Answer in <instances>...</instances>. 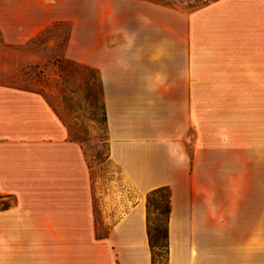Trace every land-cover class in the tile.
<instances>
[{
    "label": "crops",
    "instance_id": "obj_1",
    "mask_svg": "<svg viewBox=\"0 0 264 264\" xmlns=\"http://www.w3.org/2000/svg\"><path fill=\"white\" fill-rule=\"evenodd\" d=\"M232 1L189 17L142 0H88L61 17L46 0H0L4 46L70 23L66 54L99 72L108 161L129 201L97 237L76 145L41 95L0 85V194L15 199L0 212V264H152L145 202L160 187L171 193L166 264H264V152L259 165L250 154L244 168L220 167L216 153L206 167L200 126L208 105L228 138L234 98L264 96V42L237 40L220 19L204 40L211 14L229 17Z\"/></svg>",
    "mask_w": 264,
    "mask_h": 264
},
{
    "label": "rangeland",
    "instance_id": "obj_2",
    "mask_svg": "<svg viewBox=\"0 0 264 264\" xmlns=\"http://www.w3.org/2000/svg\"><path fill=\"white\" fill-rule=\"evenodd\" d=\"M69 1L46 0V3L58 5L61 17H69L74 10L78 15L88 10V0H76L75 9L69 6ZM166 1L174 9L188 14L190 9L213 0ZM223 8L231 10L230 16L220 10L211 14L210 23L204 25V40H211L209 33L213 34L222 21L227 28L230 24L236 26L237 40L245 41L246 38L247 41L264 42V0H233ZM246 27L253 31L245 32ZM65 30V27L60 33L51 30L39 41L24 46L8 47L0 43V85L47 94L46 98L39 95L64 128L66 139L76 145L88 170L94 231L103 235L126 209L128 195H124L126 188L118 180V169L108 161V134L99 72L67 57V45L63 41ZM212 99L218 98H205L206 101ZM234 99L236 118L231 123L233 131L229 133V139L223 130L218 132L213 109L208 105L205 107L200 126L204 132L206 167H217L216 153H220V167H228L230 163V167L244 168L250 154L254 163L260 164L264 152V96ZM220 122L223 124V120ZM192 132L190 130V136ZM14 204V197L0 194V212ZM156 218L155 214L151 216L152 221ZM0 227L3 231L4 226ZM156 254L157 263L164 264V251Z\"/></svg>",
    "mask_w": 264,
    "mask_h": 264
},
{
    "label": "trees",
    "instance_id": "obj_3",
    "mask_svg": "<svg viewBox=\"0 0 264 264\" xmlns=\"http://www.w3.org/2000/svg\"><path fill=\"white\" fill-rule=\"evenodd\" d=\"M146 1L155 5H159L166 8H171L172 5L166 1V0H142ZM217 0L210 1L209 3L194 7L190 9V12L196 11L204 6L209 5L210 3H213ZM197 2V1H196ZM192 6H189L191 8ZM66 28L65 34L63 35V41L68 43L70 32H71V25L67 22H57L54 24H51L47 26L43 31H41L37 36H35L33 39L30 40L27 44H33L36 41H39L43 37H45L49 31L55 30L57 33H60V31L63 28ZM56 33V32H55ZM62 33V32H61ZM60 36V35H59ZM26 44V45H27ZM66 48V46H65ZM41 94L44 98L48 97L47 94H45L43 91L38 92ZM170 197L171 193L170 190L167 187H160L157 189H154L150 191L146 195V230H147V237H148V243L151 251V261L152 264H158L157 257L158 255L156 252H160L161 250L164 251L165 254V263L167 261V255H168V221H169V214H170ZM155 214L156 219L152 221L151 216ZM163 218V220H162ZM163 221V226H161V222ZM107 232H105L103 235H98L96 233L97 237H104L106 236ZM162 242L164 244L162 245Z\"/></svg>",
    "mask_w": 264,
    "mask_h": 264
}]
</instances>
